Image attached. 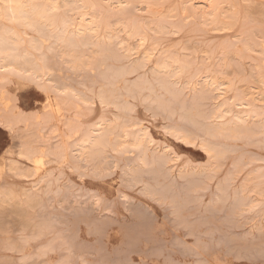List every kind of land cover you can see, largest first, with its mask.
<instances>
[{
    "label": "rangeland",
    "instance_id": "rangeland-1",
    "mask_svg": "<svg viewBox=\"0 0 264 264\" xmlns=\"http://www.w3.org/2000/svg\"><path fill=\"white\" fill-rule=\"evenodd\" d=\"M183 1L184 0H161L159 1V6L154 7V9L152 8L150 11L147 10V8L144 9V5L134 4V7L131 6L127 8L126 12L124 11V14H121L123 17L120 14H115L117 17L115 15L110 16L109 21L112 19L115 20L114 23L111 21L113 25L110 23L112 32L114 33L121 29V31L116 34H120L119 39H127L126 42L124 40L125 47L133 49L132 53L134 55L131 56L130 61L134 60V58L138 60L142 53H149L154 49L153 62H155V59L157 60L159 56L165 57L171 53V57H180L185 63L189 61V63H191L190 65H192V71H194V68L200 69V66H203L201 70H204L206 67L213 70L215 67L214 70H218L222 73L218 75V77L223 78L225 81L228 80V82L232 81L235 85L234 88L238 86V89H240V92H237L236 88V90L229 93L228 96H233L234 93L242 94L244 92L243 94H247L248 92L247 95L249 99H263L262 102L256 101L255 104L260 106V109L264 108V106H262L264 104V89L259 85L260 81L264 79V70L262 67L264 66V62L260 60L262 58L264 60V0H230V2L227 0V3L223 2V4L220 5L221 9L219 8V13L222 10L220 13L222 16L219 17V22L214 24H203L204 22L199 20L201 18L198 15L193 16L194 19L193 17L187 16L189 14L183 10ZM199 1L200 0H195L194 2L193 0L192 3L197 9L201 10L204 5L202 0ZM226 4L227 6H225ZM173 6L176 7V11L173 9ZM135 7L137 8L135 9V11H137L136 13L134 11ZM231 10L234 12L232 13ZM170 11H175L177 14L174 12L175 15ZM223 13L226 14L223 15ZM172 14L173 17H176L169 18ZM233 14L234 16L236 15V17H234ZM165 15L170 20L165 18ZM157 16L160 17L156 19ZM197 17H199V19H197ZM161 18L164 23H167H162L163 21H161ZM148 19H153L154 22ZM185 20L186 23H184ZM131 21L144 24L145 27H148L145 28V30L147 29L145 32L147 41L144 46L140 48H138L136 38L129 36L126 31H123L124 27H129L131 25ZM169 21L170 24L168 23ZM226 21H229L228 24L230 23L232 25L229 24V27H227L228 25L225 26L227 24ZM233 22H235V25H233ZM158 24L159 31L161 29L162 32L165 30L164 34H162L161 31L160 33L158 32ZM177 24L179 27H176ZM197 25H199V27ZM204 25L205 27L207 26V28H205ZM160 26H163L164 29ZM173 27L176 29L181 28V32L175 29L171 30ZM150 28L152 29L149 33L148 31ZM217 29L220 30L218 31ZM244 30H249L252 33L248 32L247 34H243L245 33ZM123 33L124 35H122ZM249 33L251 35L247 36ZM253 33H255L256 36ZM239 34L241 36H239ZM252 34L253 37L255 36L254 38ZM29 35L31 37H37L32 33ZM151 35L153 36L150 39ZM244 35H246L245 38H243ZM236 38L239 39V41L243 40L244 43L246 41L247 43L245 44H248V46L244 43L243 45V41L236 44L238 41ZM248 38L249 41H247ZM224 40H229V42H231L230 44L235 40L236 42L233 47L224 50L223 47L229 43H226L227 41L225 42ZM251 41H254V44ZM255 41H257V44ZM249 45L252 47L251 51ZM245 46L248 47V49ZM237 48L238 50H236ZM243 48L245 50H242ZM160 49L161 51H159ZM162 49H167V52ZM116 50L115 48L114 53L118 51ZM241 50L242 53H240ZM55 52L56 50L53 52L54 54H48V61H52L48 62L49 67L50 65L52 66L51 63L56 59ZM163 53L166 54L163 55ZM223 53H227V55L225 54L226 56L224 57ZM87 54L90 55V53ZM115 54H117V57L112 59H117L116 62L110 58L111 61L108 59L110 63L109 61H105L103 64L99 63L98 67L100 68L96 70V66V72L93 71L94 69H88L89 71L85 70V72L70 71L68 68H65L63 64L61 65L57 62L56 65L55 62L58 60L54 62V66L56 67L50 68L51 70L53 69L52 76L48 82L50 86L62 84V86H66L67 88L76 89L77 92L80 91L88 98H91L93 95L92 101L88 103L81 102V104L79 101L74 102V100H70L72 103L71 106L69 105L70 102L68 104L66 103L69 100H63V95L57 94L54 90L50 91V89L46 94L45 92L42 93V90L31 82L27 83L28 81L26 79L22 80V77L20 80V77L8 76L5 78L8 82H5V80L1 81L2 77L0 78V264H264V187H262L264 186L262 182L264 178H261L262 180L260 179V181L257 179V183H261L260 185L254 182L256 180L254 177L255 173L259 175V171L262 170L260 174L264 175V146H262L261 143L251 142L253 143L252 145L250 142H247V145L244 140H238L241 143L237 141L225 142L228 147L231 146L229 149L232 147L233 149L229 150V155H226V161L222 162L223 166L221 171L210 180H203V177H200V179L198 177L191 178L195 180L198 179V183L205 184H202L203 186L196 184L198 189L196 185L190 186V184L197 183V181L190 183L192 182L191 179L189 182V179L186 178V181L190 184H188V182L185 184V178L177 179L173 177L171 179L170 176L164 175V172L161 171L160 173H162L165 178H163V176L160 177V174H156L155 176L153 175L154 172L153 174L149 172L150 175L148 173H146L147 176L144 174V179H141L143 182H139L140 180H132L127 170H125L127 165L125 163L131 161L134 156L132 153L130 154L131 156L129 154L118 157L115 156V158L111 160V165H109L108 168L97 161L86 166L84 163L78 161H76V163L74 162L75 159L73 155L70 156V158H73V161L69 156L67 159L66 155L69 152L73 154L71 152V147L74 144L73 141L74 139L77 140V138H80V134L83 133L82 130L84 131L90 126L92 127L100 118L113 120L115 117L114 114L119 113V109L115 108L117 112L112 104L111 106L100 104L98 99H95V95H97L100 90H95L99 88L98 86H106L108 90V84L105 83L103 85V82H107V76H110V74L114 72V69L112 70L111 68H118L115 71L119 73L126 65L128 66V64H130L129 59L125 60L126 57H123V54L120 52ZM50 56L54 57L52 58L54 60L49 59ZM207 57L210 58L207 59ZM104 63L109 64V66L112 64L111 68L107 65L105 66ZM152 66V64L148 65L144 71H148ZM103 67H105L106 71L110 70L111 73L108 75V71L106 72ZM258 67L263 71L259 70ZM99 70L100 72L103 71L101 74L104 75L102 80L100 79L101 77L97 76ZM222 71L226 73V75ZM141 73H143V71L136 74H128L129 76L127 74L126 76L122 75L123 78L122 76L117 78V80L121 79L120 82L117 81V83L119 82L118 84L115 83V87L118 88L114 89L116 92L118 89L120 91L119 95L117 93V96L120 97L123 92V95L126 93L123 91L124 88L122 87V83L125 87L128 81H132L135 79L134 77L137 75L140 76ZM16 77L19 78V80ZM185 79H187V75H185L181 81ZM238 80L239 82H237ZM131 81L130 83L136 82V80L133 82ZM241 81L243 82L241 83ZM153 84L155 85L154 82ZM100 88L104 89V87ZM157 88L158 86L155 85V89ZM88 89H93V91H88ZM146 93L148 94L147 91H144L142 97L138 99L134 97L136 100L132 97L133 95L130 96L132 98L129 97L131 93H126L128 94L126 95L128 96L126 100L125 96L122 95V99L119 100L120 103L124 104V102L127 101L129 107H131L130 103L133 104V108L131 107L130 110L127 105L128 103H125L128 110H126L127 108L124 104L125 109L123 110V108H121L123 111L120 110L118 115H122V112H126L123 113L124 116L126 114L125 119H133L132 121H139V123L147 126L160 148H164V146L169 147V149L174 152V156L172 157L175 160L171 162L173 174L179 169L185 168L205 170L210 162L200 148L197 146H185L186 144L180 141L178 142L174 137L172 139V136L168 133L167 126L172 124L182 126L183 124V127L187 130L198 133L196 128L186 123L185 126L184 122L178 119L179 117L176 118L178 116L177 114L172 118L168 115V119L167 113L163 112L164 115L162 114V117L160 114L162 111L158 110L156 112L154 109L155 107L153 108V105H149L148 100L144 99L145 102L139 105L141 100L144 101L143 96H145ZM258 96H260V98ZM121 100H123V102ZM117 103L118 100L116 101V104ZM145 103H148V105ZM57 104H60L61 110L59 106H54ZM84 104H87V106ZM209 105V101H204L202 109H208ZM119 106L123 107L121 104ZM144 107H149V109L152 108L158 115L154 113L155 115L153 114L151 117L152 110L148 112L146 111L147 108L145 109ZM176 107L175 105L174 108ZM72 124L74 126L77 125L76 128L79 126L77 131L80 133L77 131L73 133L69 130ZM162 126H164V128L166 127V129L162 128ZM190 126L194 127L192 128L193 130ZM234 147L236 148L235 150ZM237 147L239 149H237ZM66 150H68V153ZM63 151L66 152V154H64ZM234 151L235 153H233ZM25 152H35L38 155H45V159H43V163L45 164H42V166L33 165L20 155ZM243 152L244 155L247 154V156L244 157ZM240 153L243 157L241 155L239 156ZM238 156L243 159L240 160ZM248 156L254 159V163L252 162L253 159L248 160L250 159ZM257 157H259V161L260 158L263 161L259 162ZM235 158L240 160H237L239 165L247 163V161L248 163L252 162L251 166L244 169L232 185V187L236 189L239 185L246 184V182L248 183L246 184V195L249 197V200H251L253 209H247L248 211L245 210V214L244 211H239V208H237L232 201V204L229 203L231 198H226L227 201L224 199V204L222 199L218 200L217 198L218 201L216 202V198L212 196L213 194L217 196V193L220 196V193L216 191L217 189L214 190V188L217 187V181L219 180L218 183L223 181L224 177L222 176H226V173L232 170L229 168V164L231 165V162H236ZM245 158H247V161ZM206 163L208 165H206ZM96 164L97 167H95ZM195 164L198 165L195 166ZM254 166H256V168ZM109 167L113 168V171ZM230 167L232 168V166ZM114 168L116 169L114 170ZM258 169L259 171H257ZM252 170H255L254 174H252ZM108 173L111 176H108ZM248 174L249 177H247ZM144 175L142 174V176ZM154 178L156 179L155 181ZM161 178L162 180L164 179L165 182L162 181ZM170 179L171 181L174 179V187L172 182L168 184ZM251 181L254 185H252ZM154 183H157V185ZM159 183L172 186L170 188L169 186H165L166 190L162 187V184ZM187 184L190 186L189 188L193 190H188L189 188H186ZM148 185H150V189L152 187L154 192L158 191L156 193L157 195L155 194L156 196L147 193L148 190L143 191L148 188ZM155 186H160L161 188L158 187L157 190ZM200 188L201 191L206 188V191H198ZM182 189L185 192L187 191L186 193L189 192V194L186 196V193L184 194L183 191L180 192ZM165 190L166 192H164ZM170 190L171 192L176 194L179 192L180 194L178 193L174 196L173 193H170ZM257 190L263 191L258 195ZM159 193H161V195H158ZM165 194L168 196L172 194L174 196L172 198L174 199L170 200L171 195L168 197L165 196ZM178 195L179 200L183 197L181 195H184L182 198L183 200L189 198V200L192 201L189 202V200H187L188 203L184 201L187 203L184 204V202H182L183 200L179 201L178 198L176 200ZM26 196L31 197L29 200L33 199V201L30 200V203ZM161 196H165L166 199ZM185 196L187 198H185ZM167 197L170 198V202H168ZM164 199L166 201H164ZM173 201L176 202V205ZM180 202H182V205H180ZM168 203L172 204L170 205ZM173 204L176 206L174 209ZM178 204L180 206L177 207ZM183 204L186 205V209ZM256 204L258 205L256 206ZM231 205V210H234V213L229 215L232 213L229 209ZM233 206L235 209H233ZM258 206H261V208ZM207 208L208 210H206ZM175 209L179 210L178 215L176 211H173ZM181 209L184 211H181ZM237 210L239 213H237ZM136 211L139 213H136ZM134 214L139 215L137 217ZM135 217L137 219H135ZM179 217L183 218L180 219ZM39 225L42 231L40 229L38 230ZM131 230L132 232H130V234L129 231ZM123 233H127V235L125 234L127 238Z\"/></svg>",
    "mask_w": 264,
    "mask_h": 264
},
{
    "label": "bare ground",
    "instance_id": "bare-ground-1",
    "mask_svg": "<svg viewBox=\"0 0 264 264\" xmlns=\"http://www.w3.org/2000/svg\"><path fill=\"white\" fill-rule=\"evenodd\" d=\"M159 1H161V0H0V78L2 77L1 81L5 80V78L8 76H13V77L17 76V77H20V80L22 77V80L26 79L28 81L27 83L31 82L37 88L42 90V93L45 92V94H46L50 89V91L54 90V92H56L57 94L63 95V100H65V99L69 100L66 102L67 104L70 102V100H72V101L74 100V102L79 101L80 103L81 102H83V103L91 102L92 98H93V95H92L93 93L91 94L92 95L91 98H88L87 96H85V94H82L80 91L77 92L76 89L74 90V88L73 89L69 88V87L67 88L66 86H62V84L50 86L48 84V82H49V80L52 76V73H53L52 72L53 69L51 70L50 68L56 67L54 65L55 64L57 65V62H58L61 65L63 64V66L65 68H68L70 71L73 70V71H77V72L78 71H82V72L84 71L85 72V70L87 71L88 69H94L93 71H95L96 66H97L96 70H98V68H100V67H98L99 63L103 64V62L109 61L110 58H111V60L116 62L117 59H112V58L117 57L116 56L117 54H115L117 52H120L121 54H123L124 55L123 57H126L125 60L129 59V61H130L131 56L134 55L132 53L133 49H129V48L125 47V42L127 39L126 40L124 39L125 42H124V40H122L123 38L119 39L120 34H116V33L120 32L121 29H120V31H117V32L115 30H113V31H115L114 32L115 34L112 32L110 23H111V21H112V23H114L115 20L112 19L111 21H109L110 20L109 18L111 15H115V14H120V15L122 14L123 15L124 11L126 12V9L131 7V6L134 7V4L135 5H139V4L144 5L145 6L144 9L147 8V10L150 11L152 8L154 9V7L159 6V3H160ZM226 1L227 0H202V3L204 6H202L203 9H201V10L197 9V7L192 3L193 0H184L182 2L184 4H182V5H184L183 10L189 14L187 16H190L192 18L193 16L198 15L201 19H199V17H197V19H199L200 21H203L204 22L203 24H205V23L214 24V23L219 22V17L222 16V15H220L222 10L219 13V8L221 9L220 5H222L223 2H226ZM194 2H195V0H194ZM229 2H230V0H229ZM232 3H234V2H232ZM178 4H180V3H178ZM175 6H176V4H175ZM175 6H173L174 10L176 9ZM225 6H227V4ZM199 8H201V7H199ZM135 9H137V8L135 7L134 11H135ZM142 9H143V7H142ZM144 9H143V11H144ZM230 9H232V8H230ZM131 11L134 12L133 10H131ZM136 12L137 11H135V13ZM174 12H171V13L175 14L176 12L175 13ZM180 12H181V9H180ZM233 12L234 11H232V13ZM127 13H128V11H127ZM147 14H149V13H147ZM173 14H172V16L170 15L169 18L173 17ZM224 14H226V13H223V15ZM166 15H165V18H168V17H166ZM229 15H230V13H229ZM187 16H186V18H187ZM233 16H234V14H233ZM122 17H121V19H122ZM125 17H127V16H125ZM159 17L157 16L156 19H158ZM175 17L176 16H174L173 18H175ZM234 17H236V15ZM128 18H129V16H128ZM193 19H194V17H193ZM131 20H132V18H131ZM144 20H146V19H144ZM186 20L184 23H186ZM134 21H135V19H134ZM134 21L133 22L131 21L132 23L129 27H124L123 31H126L129 34V36L136 38L137 43H138V48H140V47L144 46V44L147 41V35L145 33L147 30V29L145 30V28L147 26L145 27L144 24H140L141 23L140 19H139L140 23H137ZM149 21H153V19L152 20L150 19ZM161 21H163V19ZM183 21H184V19H183ZM228 22L225 25V26L228 25L227 27H229V24H230V23L228 24ZM162 23H164V21ZM166 23H164V24H166ZM168 23L170 24V21ZM175 23H177V22H175ZM220 23H221V21H220ZM147 25H148V23H147ZM179 25H180V23H179ZM179 25L177 24L176 27L177 26L179 27ZM190 25H191V23H190ZM230 25H232V24H230ZM233 25H235V22H233ZM156 26H157V24H156ZM182 26H183V24H182ZM182 26H181V28H182ZM185 26H187V25H185ZM197 26L199 27V25H197ZM222 26H221V29H222ZM160 27H162L164 29L163 26H160ZM204 27H205V25H204ZM122 28H123V26H122ZM181 28L176 29L175 27H173V28H171V30L175 29V30L181 32ZM205 28H207V26ZM151 29L152 28H150V30L148 31L149 33H150ZM231 29H232V27H231ZM217 30L219 31L220 29H217ZM160 31L162 34H164L165 30H163V32H162V29H161ZM160 31H159V24H158V32L160 33ZM215 31H216V29H215ZM246 31L243 34H247L248 32H250L249 30L247 32ZM30 33L35 34L37 37H31L29 35ZM171 33H172V31H171ZM250 33H252V32H250ZM250 33L247 36L251 35ZM253 34L256 36L255 33H253ZM253 34H252V37H253ZM122 35H124V33ZM153 35L150 36V39ZM239 36H241V35L239 34ZM245 36L246 35H244L243 38H245ZM127 38H128V36H127ZM157 39H154V40H157ZM236 40H238V41L236 42ZM236 40L233 41L232 44H230L231 42H229V40L228 41L224 40L225 42L227 41L226 43H228V42L229 43H228V45L224 46L223 49L224 50L229 49V48L233 47V45H235V42L237 44L238 42L243 41V40L239 41V39H237V38H236ZM247 41H249V38ZM251 42L253 43L254 41H251ZM255 42L257 44V41H255ZM243 43H244V41L242 42V44ZM245 43H247V42L245 41ZM221 44H223V43H221ZM263 44H264V40H263ZM155 45H156V43H155ZM246 46H248V44ZM250 46L251 45H249V47ZM115 48L118 51L116 50L117 52L114 53ZM150 48H151V46H150ZM211 48H213V47H211ZM246 48L248 49V47H246ZM147 49H149V48H147ZM249 49L251 51L252 47H250ZM55 50H56L55 61L56 60H58V61H56V62L53 61V63H51L52 66L50 65V67H49L48 62H52V61H48V54H50V53L54 54L53 52ZM166 50H163V51L167 52ZM236 50H238V48ZM242 50H245V49L243 48ZM242 50L240 53H242ZM159 51H161V49ZM208 51H209V49H208ZM145 52H148V51H145ZM153 52H154V49L152 52H149V53H142L141 52L142 55L140 54L141 55V57H139L140 59L138 58V60H137L134 58V60H131L130 64H128V66L126 65L127 67L125 66V68H123L122 71H120L119 73H117V71H115L118 68H114V67L111 68L112 64L109 66V64L104 63L105 66L107 65L112 70L114 69L113 71L115 73L113 72L112 74H110L111 73L110 70H107L108 71L107 72L105 70V67H103L104 70L108 73V75L110 74V76L106 75L107 76V79H106L107 82L105 80H104L105 82H103V85L105 83L108 84V90H107L106 86H101V85L98 86L99 88H97L95 90L98 91L100 89L101 91L100 90L98 91L99 93L97 95H95V99H98L100 104H105L107 106L108 105L111 106V104H112L114 109L115 108L119 109V113H120V110H122L121 108H123V110H124L125 109L124 104L125 103L127 104L128 102L125 101L124 104H122L119 101L120 99H122L121 96L124 94V92L122 95H120V97L117 96V93L119 95L120 91L118 89V91L116 92L115 89H117L118 87L117 88L115 87V83L118 84L121 80V79L117 80V78H119L122 75L126 76V74L127 75L128 74L129 75L130 74H136V73L143 71V73H141V75L139 74L140 76H138V75L136 76L138 78V80L136 77H134L135 79H133L132 81L130 80L131 82L136 80V82L130 83V81H128L129 84L127 83L125 87L123 86V83L121 82L122 87L124 88V90L123 89H121V90L125 91L126 93L128 92L129 94L131 93L129 95V97L131 95H133L132 97L133 98L137 97V99L139 97H142L144 91H147L148 94L146 93L147 96L145 95L147 98L145 96H143V100L144 99L148 100L149 105H153L152 107L153 108L155 107L154 109L156 110V112L158 110H161L162 113H160V114L162 117L164 115L163 112L167 113L166 115H167L168 119H169L168 115L170 116V118H172L177 114L178 116L176 118L179 117L178 119H180V121L184 122V124L186 123V124H190V125L194 126L196 128V130L198 131V133H196L194 131L187 130L186 128L183 127V124H182V126H178L175 124L167 126V124H166L167 129H168V133L172 136V139L174 137L176 140H178V142L180 141V142L186 144L185 146H187V145L197 146L200 148L202 153H204L205 157H207L208 161L210 162L209 165L206 163V165H208V167L205 168V170H196V169H189V168L179 169L176 173L173 174L172 173L173 167L171 166V162L175 160L172 157V156H174V152H172V150L169 149V147L164 146V148H160L159 145L157 144V141L155 140V138L153 137V135L151 134V132L147 126H144L143 124L139 123V121L138 122L132 121L133 119L132 120H129V118L125 119L126 114L124 116L123 113H126V112H122V115L121 114L118 115L119 113L118 114L116 113L117 115L114 114L115 117L113 120H110L107 118H100V120L98 122H96V124H93L92 127L88 126L89 127L88 129H86L84 131L82 130L83 133L81 132L82 134H80L81 135L80 138H77V140L74 139V141H73L74 144L71 147L72 148L71 152L73 154H70V152L68 153V150H66V152L68 153L66 155L67 159H68V156L70 158V156L73 155V158L75 159L74 162L78 161V162L84 163L86 166V165L91 164L94 161L95 162L97 161L98 163L104 164L106 166V168H108V166L111 165L110 164L111 160H113L115 158V156L118 157V156H122L125 154L130 155L132 153L134 155V156L132 155L133 156L132 160L128 161V163L127 162L125 163V164H127L125 167L126 168L125 170H127V173L132 180H140L139 182H143V181H141V179H144L146 173H148L150 175L149 172H152V174L154 172L153 175L156 176V174H160V177H162L164 174V175L170 176L171 179L173 177L174 178L176 177L177 179H180V178L184 179L185 178V184H186V182H188V181H186L187 179H189V182H190L191 178H196V177H198L199 179H200V177H203V180L204 179L210 180L217 173H219L221 171L222 166H223L222 162L226 161L225 160L227 158L226 155H229L228 154L230 152L229 150L233 149V147L229 149V147H231V146L228 147L225 144V142H227V141L240 142L241 140H244L246 143L247 142L248 143L249 142L250 143L251 142H257L259 144L261 143L262 146H264V108L260 109L259 108L260 106H257L255 104L256 101L262 102L263 99L262 100L261 99L258 100V98L249 99L248 95H247L248 92H247V94H243L244 93L243 92L242 94L241 93H236V94L234 93L233 96H228V94L231 92H234V90H236V88H237V90H236L237 92H240L239 91L240 89H238V86L236 88H234L235 85L232 83V81L228 82V80L225 81L223 78L218 77V75H221L222 73L219 72L218 70H214L215 69L214 66H213L214 68L212 67L213 70L210 68H207V67L204 70H201V68L203 66L199 65L201 67L200 69L194 68V71H192V65H190L191 63H189V61H186V63H185L184 60H181L182 58H180V57H179L180 59L177 58V56L171 57L170 56L171 53L165 57L164 56L163 57L159 56L158 58L156 57L157 60L155 59V62H153V57H154ZM226 52H228V51H226ZM87 53H90L91 56ZM156 54H158V53H156ZM165 54L163 53V55H165ZM225 54L227 55V53H225ZM225 54H224V57L226 56ZM155 56H158V55H155ZM52 58H54V57L50 56L49 59L54 60ZM208 58H210V57H207V59ZM125 60H123V61H125ZM260 60H262L264 62L263 58ZM110 61H109V63H110ZM54 62H55V64H54ZM128 62H126V63H128ZM258 62H259V60H258ZM150 64L153 65L151 67V69H148V71H144L145 68ZM261 66H262V64H261ZM196 67H197V65H196ZM225 67H227V66H225ZM262 67L264 70V66H262ZM220 70H221V68H220ZM259 70H262V69L259 68ZM102 72H100V70H99L97 73V76L101 77L100 78L101 80H102V77H104V75H101ZM99 73H100V76H99ZM224 74L226 75V73H224ZM260 74H261V72H260ZM185 75H187V79H185L184 81H181V79ZM123 76H122V78H123ZM263 76H264V74H263ZM17 79L19 80V78H17ZM6 81L8 82L7 79L5 80V82ZM117 81H119V82L117 83ZM153 82L155 83V85L158 86L157 89H155V85L153 84ZM237 82H239V80ZM242 82L243 81H241V83ZM254 82H256V81H254ZM93 83H94V81H93ZM259 85L262 86V88L264 89V79H262L260 81ZM70 87H72V86H70ZM100 87H104V89L102 88L103 89L102 90ZM257 89H258V86H257ZM91 90L93 91V89H88V91H91ZM158 91H160L161 93ZM256 92H255V94H256ZM126 93H125V95H123V96H125V100H126V97L128 98V96H126L128 94H126ZM132 97H130V98H132ZM258 97L260 98V96H258ZM114 98H116L118 100V103H117L118 105L116 104L117 100ZM135 100H133V101H135ZM145 100L144 101L141 100V102H139L140 103L139 105H142L145 102ZM98 101H97V103H98ZM121 101L123 102V100H121ZM130 101H132V100H130ZM204 101L210 102L208 109H202ZM45 102H46V100H45ZM79 102H77V103H79ZM119 103L121 105H123V107L119 106L120 105ZM148 103H145V104L148 105ZM60 104L59 105L57 104L54 106H57V107L59 106V109H60ZM62 104H63V101H62ZM71 104L72 103L70 102L69 105H71ZM126 104H125V107L127 108L126 110H128L129 103L127 104L128 107L126 106ZM259 104H261V103H259ZM90 105H91V103H90ZM130 105L133 108V106H132L133 104L130 103ZM175 105L177 106L176 108H174ZM85 106H87V104ZM204 106H205V104H204ZM262 106H264V104ZM131 107H129L130 110H131ZM144 108L145 109L147 108L146 111H148V112H150L149 110H152V114L150 115L151 117L153 116L154 113H156L152 108H150V109H149V107H144ZM114 115H112V116H114ZM156 115H158V113H156ZM166 115H165V117H166ZM131 118H133V117H131ZM186 124H185V126H186ZM76 126H74L73 124H72V126L70 125L69 130L74 133L75 131H77V128L79 127L78 126L76 128ZM194 127L190 126L191 129ZM162 128H164V126H162ZM164 129H166V127ZM77 132H79V131H77ZM164 133H165V131H164ZM77 137H78V135H77ZM238 140H240V141H238ZM231 142H228V143H231ZM248 143H247V145H248ZM251 144L253 145V143H251ZM247 145H246V147H247ZM262 146H261V148H262ZM235 149L236 148L234 147V150ZM237 149H239V148L237 147ZM263 150H264V147H263ZM66 152H64V154H66ZM231 152H232V150H231ZM32 153L25 152V153H22L20 155L23 158H25L27 161L32 163L33 165L42 166V164L43 165L45 164V163H43L44 162L43 159H45L44 158L45 155L44 156H43V154L38 155L35 152L33 154ZM233 153H235V151ZM240 155H241V153L239 154V156ZM243 155H244V152H243ZM245 156H247V154H245L244 157ZM248 157H250V159H248V160L253 159V158L251 159V156H248ZM73 158H70V159L72 160ZM237 158H235L236 162H233V163L231 162V165L229 164V168L232 170H230L229 172L227 170L228 173H226V176H222V177H224L223 181H221L220 183H218L219 180L217 181V187L214 188V190L217 189L216 191L220 193V196L218 193H217V196H219V197L215 196V194H213L212 196H214V198H216V202L219 199H222V202H224L225 201L224 199L231 198L229 203L232 204V202H233V204L237 208H239L238 210L244 211V214H245V210L253 209V205L251 203V200H249V197L246 195L247 194L246 193V184H248V183L246 182V184L245 183L241 184L236 189L233 188L232 185H233V182H235V179L238 178V176L242 173V171H244V169H246L248 166H251L252 162L254 163V159L251 163H248L247 158H245L247 163L239 165V162L237 163V160H239V159H237ZM258 158L259 157H257V160L259 161ZM242 159L243 158H240V160H242ZM262 161L263 160H261V158H260L259 162H262ZM197 165L195 164V166H197ZM230 166H232V168ZM95 167H97V164ZM254 167L256 168V166H254ZM109 168H111V167H109ZM116 168H117V166H116ZM116 168H114V170ZM93 169H95V168H93ZM111 169L113 171V168H111ZM263 170H264V168H263ZM160 171L164 172V173L162 174V173H160ZM254 171L252 172V174L255 173ZM257 171H259V169ZM260 171H262V170H260ZM260 171H259V175H256V173H255V176H254L256 178V180L254 182H256L257 185L261 184V183L260 184L257 183V179L260 181L261 178H264V175L260 174ZM120 172H121V170H120ZM142 174L143 175L145 174V175L142 176ZM108 176H111V175L109 174ZM244 176H246V175H244ZM247 177H249V174ZM127 178H126V180H127ZM163 178H165V177L163 176ZM101 179H103V178H101ZM171 179H170V181H168V184H171L169 182H172L173 183L172 185L174 187L175 186L174 182H173L174 179L172 181H171ZM155 180L156 179L154 178V181ZM161 180H162V178H161ZM209 180H207V181H209ZM241 180H242V178H241ZM248 180H246V181H248ZM162 181H164V179ZM191 181L192 182H190V183L197 181V183L195 182L194 184H190L188 182V184H190L191 187H192V185H196V184L197 185L200 184L201 186L205 185L203 183H198V179L197 180L191 179ZM200 182H202V181H200ZM262 182L264 183V181H262ZM240 183H243V182H240ZM143 184H145V183H143ZM159 184H162V183H159ZM188 184H187L186 188L190 187V186H188ZM146 185H147V183H146ZM155 185H157V183ZM172 185H168L169 188ZM197 185H196V187H197ZM252 185H254L253 182H252ZM165 186L166 185L162 184V187L164 189H166V187H168V186H166V187ZM147 187L148 188L143 190V191L148 190L147 193H150L152 195H155L158 192L156 190H155L156 192H154V190H152V187L150 189V185H148ZM158 187H160V186H158ZM158 187L155 186V188H157V190H158ZM205 187H207V186H205ZM262 187H264V186H262ZM201 188H203V187H201ZM201 188L198 191L202 192L203 190L206 189L205 188L201 191ZM164 189H162V190H164ZM183 189L180 192L183 191L185 194L187 191L185 192ZM191 189L192 188H189L188 190H191ZM197 189H198V187H197ZM166 190L164 192H166ZM207 190H208V188H207ZM194 191H197V190H194ZM250 191H251V189H250ZM257 191H256V193H257ZM262 191L263 190L258 191V195ZM168 192H169V190H168ZM175 192H177V191H175ZM170 193H173L174 196H176L179 192L176 194L174 192H171V190H170ZM253 193H254V191H253ZM181 194H183V193H181ZM188 194H189V192L186 193V196ZM190 194H191V192H190ZM158 195H161V193H159ZM170 195H171V199L168 198V197H170ZM170 195L168 196L167 194H165V196H168L167 197L168 202H170V200L174 199V198H172L174 196L172 194H170ZM165 196H161V197L164 198ZM181 196L184 197V195H181ZM186 196H185V198H187ZM178 197H179V195L176 197V200ZM26 198L29 200V198H31V197L26 196ZM182 198H181V200H179V198H178V200L182 201L183 200ZM217 198H218V200H217ZM165 199H166V197H165ZM165 199H164V201H166ZM30 200L33 201V199H30ZM36 200H38V199H36ZM187 200H189V198ZM187 200L185 199L182 202L186 201L188 203ZM213 200H215V199H213ZM191 201L189 200V202H191ZM226 201H227V199H226ZM182 202H180V205H182L181 204ZM30 203H31V201H30ZM36 203H37V201H36ZM173 203L175 204L176 202L173 201ZM187 203L184 202V204H187ZM255 203H256V201H255ZM258 203H260V202H258ZM161 204H163V203H161ZM168 204L171 205L172 203H168ZM224 204H225V202H224ZM175 205H174V207L172 206L173 209L176 207ZM180 205L178 204L177 207ZM257 205L258 204H256V206ZM262 206H263V204H262ZM254 207H255V204H254ZM31 208H32V206H31ZM184 208L186 209V205H184ZM184 208H182V209H184ZM231 208H232V205H231V207H229L230 211H232V213H230L229 215L234 213V210H231ZM259 208H261V206ZM176 209H178V208H176ZM176 209L173 211H176V214L178 215L179 214L178 211L180 210V208H179V210H176ZM182 209H181V211H184ZM210 209H212V208H210ZM233 209H235L234 206H233ZM206 210H208V208ZM238 210H237V213H239ZM252 211H250V212H252ZM211 212H214V211H211ZM136 213H139V212L136 211ZM22 214H23V212H22ZM240 214H242V213H240ZM138 215L136 214L135 216L138 217ZM233 217H235V216H233ZM132 218H134V217H132ZM139 218H141V217H139ZM179 218L182 219L183 217L182 218L179 217ZM135 219H137V218L135 217ZM38 227H39L38 230L39 229L41 230L40 225ZM42 228H43V226H42ZM130 232H132V230L129 231V233ZM127 233H128V231H127ZM127 233H125V234L127 235ZM126 235H125V237H126ZM61 264H65V263H61Z\"/></svg>",
    "mask_w": 264,
    "mask_h": 264
}]
</instances>
